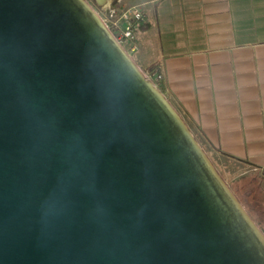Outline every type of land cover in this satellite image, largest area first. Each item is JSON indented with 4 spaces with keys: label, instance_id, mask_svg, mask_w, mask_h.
I'll use <instances>...</instances> for the list:
<instances>
[{
    "label": "water",
    "instance_id": "obj_1",
    "mask_svg": "<svg viewBox=\"0 0 264 264\" xmlns=\"http://www.w3.org/2000/svg\"><path fill=\"white\" fill-rule=\"evenodd\" d=\"M0 264H264V232L86 0H0Z\"/></svg>",
    "mask_w": 264,
    "mask_h": 264
},
{
    "label": "crops",
    "instance_id": "obj_2",
    "mask_svg": "<svg viewBox=\"0 0 264 264\" xmlns=\"http://www.w3.org/2000/svg\"><path fill=\"white\" fill-rule=\"evenodd\" d=\"M140 9L131 57L228 185L246 200L258 185L264 200V0H147Z\"/></svg>",
    "mask_w": 264,
    "mask_h": 264
},
{
    "label": "rangeland",
    "instance_id": "obj_3",
    "mask_svg": "<svg viewBox=\"0 0 264 264\" xmlns=\"http://www.w3.org/2000/svg\"><path fill=\"white\" fill-rule=\"evenodd\" d=\"M91 7L101 16L103 20H114L118 17L119 13H121L125 8L130 6H138L147 1V0H107L102 3H98L97 0H86ZM112 14V16H111ZM124 45L128 47V43L124 42ZM149 78H153L152 80L157 84V79L151 77L145 73ZM232 189V188H231ZM233 190V189H232ZM253 197L252 200H246L241 194L233 192L239 198L241 203L244 205L245 209L248 211L250 216L256 222V224L263 230L264 232V200H262V192L258 185L252 186Z\"/></svg>",
    "mask_w": 264,
    "mask_h": 264
},
{
    "label": "built area",
    "instance_id": "obj_4",
    "mask_svg": "<svg viewBox=\"0 0 264 264\" xmlns=\"http://www.w3.org/2000/svg\"><path fill=\"white\" fill-rule=\"evenodd\" d=\"M143 20L144 15L140 7L130 6L119 13L118 17L113 21L108 19L103 21L130 54L134 48L133 43L136 36V28ZM124 42L128 43V47L124 45Z\"/></svg>",
    "mask_w": 264,
    "mask_h": 264
},
{
    "label": "bare ground",
    "instance_id": "obj_5",
    "mask_svg": "<svg viewBox=\"0 0 264 264\" xmlns=\"http://www.w3.org/2000/svg\"><path fill=\"white\" fill-rule=\"evenodd\" d=\"M104 1H107V0H97L98 3H102Z\"/></svg>",
    "mask_w": 264,
    "mask_h": 264
}]
</instances>
